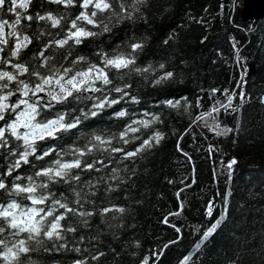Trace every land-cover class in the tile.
I'll list each match as a JSON object with an SVG mask.
<instances>
[{
  "label": "trees",
  "instance_id": "trees-1",
  "mask_svg": "<svg viewBox=\"0 0 264 264\" xmlns=\"http://www.w3.org/2000/svg\"><path fill=\"white\" fill-rule=\"evenodd\" d=\"M241 7L242 0H149L147 22H125L112 34L85 41L73 50V56L87 55L96 62L93 53L99 49L111 52L116 45L123 47L133 35L147 36L136 66L151 68L116 81L132 84L126 90L130 95L119 103L96 110L95 116L88 115L67 133H58L60 140L47 139L39 145L66 151L83 146L92 134L118 136L132 120L151 118L145 113L159 115L163 123L141 128L135 134L140 138L131 143L113 140V146L132 151L154 131L164 133L165 138L141 156L122 162L116 159L109 165L127 166L129 172L134 168L136 174L129 181L134 186L122 185L106 200L101 186V193L94 198L96 206L116 204L125 212L108 214L105 219L111 228L101 224L98 215L92 218L91 234L98 233L99 238L86 243L88 252H41L33 254L36 264H73L85 257L88 264H142L145 259L148 264H181L186 256L191 257L190 264H264V16L244 20ZM68 11L71 17L80 9L77 5ZM170 35L173 38L165 44ZM253 62L256 73L248 76ZM165 72H172L173 77L155 84ZM213 89L219 91L213 93ZM225 93L234 94L232 107L215 114V122L221 130L232 131L217 135L197 117L217 102L226 103ZM242 94L244 100L240 99ZM85 95L89 99L67 106L57 104L53 111L67 107L74 115L90 113L101 94ZM120 95L112 93L110 98ZM169 100L179 102V107H170ZM120 111L127 115L118 117ZM100 155L94 153L84 159ZM114 156L120 158L122 153ZM232 159L237 163L229 172L226 166ZM1 160L5 163H0V171L6 164L2 150ZM28 167L24 165L19 171L24 173ZM81 175L87 180L90 174ZM65 188L56 185L53 191L59 195ZM65 195L71 205L70 193ZM209 205L213 208L211 216L207 215ZM221 217L216 231L201 243L203 233ZM99 251L105 255L92 260L91 255Z\"/></svg>",
  "mask_w": 264,
  "mask_h": 264
},
{
  "label": "snow or ice",
  "instance_id": "snow-or-ice-1",
  "mask_svg": "<svg viewBox=\"0 0 264 264\" xmlns=\"http://www.w3.org/2000/svg\"><path fill=\"white\" fill-rule=\"evenodd\" d=\"M77 5L80 11L70 17L68 10ZM148 7L149 0H0V150L6 160L0 171V264H36L33 254L41 252H88L86 243L99 238L98 233L91 234L92 218L98 215L100 223L111 228L105 219L108 214L125 212L124 207L116 204L96 206L94 198L101 193V186L105 200L122 185L134 186L129 184L136 174L134 168L129 172L127 166L121 169L119 165H109L116 159L122 162L141 156L165 137L164 133L154 131L132 151L113 146V140L128 144L139 139L135 134L141 128L163 123L159 115L145 113L151 118L132 120L118 136L92 134L83 146H73L66 151H57L38 142L60 140L62 137L58 133L77 128L82 119L95 116L96 110L117 104L124 96L130 95L126 90L132 84H117L116 81H122L132 73L149 71L151 65L145 68L136 66L138 56L147 45V36L137 38L133 35L123 47L116 45L111 52L99 49L93 53L98 58L96 62L87 55L73 56L72 53L85 41L112 34L114 28L125 22L130 25L140 20L147 22L145 13ZM9 14L11 17L5 18ZM172 38L170 35L164 43ZM159 67L163 69L164 65ZM172 77V72H165L154 83L158 85ZM89 92L101 94L93 105L95 110L90 113L74 115L67 107L53 111L57 104L67 106L89 99L85 95ZM112 93L121 95L110 98ZM225 95L226 103L217 102L208 112L197 117L217 135L232 131L221 130L220 124L215 122V114L232 107L234 94ZM244 98L242 94L240 99ZM167 103L170 107H179V102L173 104L169 100ZM116 115L124 117L127 113L120 111ZM209 120L213 123L209 124ZM209 151H212L211 146ZM94 153L101 155L84 159ZM116 153H122V157H115ZM65 156L69 158L65 159ZM46 157L51 159L46 160ZM38 161L43 163L38 164ZM236 163L237 160L232 159L227 164L229 172ZM24 165L29 167L21 173L19 170ZM105 168L107 173L103 172ZM82 173H89V179H82ZM56 185H66V188L58 195L53 191ZM124 191L127 192L128 188ZM65 192L71 195V205ZM212 213L213 208L209 205L207 215ZM222 221L223 217L217 219L203 233L201 243ZM164 222L167 223V219ZM81 245L85 247L81 248ZM103 255L105 253L99 251L91 255V259L99 260ZM190 261L191 257L186 256L181 264H190ZM73 264H88V259H76ZM142 264H148V260H143Z\"/></svg>",
  "mask_w": 264,
  "mask_h": 264
},
{
  "label": "water",
  "instance_id": "water-1",
  "mask_svg": "<svg viewBox=\"0 0 264 264\" xmlns=\"http://www.w3.org/2000/svg\"><path fill=\"white\" fill-rule=\"evenodd\" d=\"M240 15L244 20L258 19L264 16V0H242ZM256 73L255 63L250 65L248 76ZM91 93V92H89ZM264 90L261 93V102L264 104ZM213 205L217 206L218 202L213 199Z\"/></svg>",
  "mask_w": 264,
  "mask_h": 264
},
{
  "label": "flooded vegetation",
  "instance_id": "flooded-vegetation-1",
  "mask_svg": "<svg viewBox=\"0 0 264 264\" xmlns=\"http://www.w3.org/2000/svg\"><path fill=\"white\" fill-rule=\"evenodd\" d=\"M13 99H16V98L14 97ZM0 163L4 164V163H5V161H4V160H1V161H0Z\"/></svg>",
  "mask_w": 264,
  "mask_h": 264
}]
</instances>
